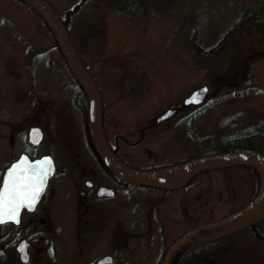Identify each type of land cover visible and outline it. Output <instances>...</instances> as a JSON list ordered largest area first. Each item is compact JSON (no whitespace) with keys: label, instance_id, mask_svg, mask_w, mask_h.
Masks as SVG:
<instances>
[{"label":"rangeland","instance_id":"rangeland-1","mask_svg":"<svg viewBox=\"0 0 264 264\" xmlns=\"http://www.w3.org/2000/svg\"><path fill=\"white\" fill-rule=\"evenodd\" d=\"M47 1L59 15L71 10L72 41L101 92L108 132L120 140L122 154L134 166L149 169L208 151L222 137L257 128L263 120V27L253 28L237 45L207 62L202 59L211 55L192 54L187 38L198 12L209 18L208 41L214 42L221 27L264 0H158L156 4L147 0L149 7L130 16L119 13L110 0ZM66 63L53 32L29 4L0 0V181L9 160L19 153L20 144L13 146L11 135L19 140L22 130L15 137L13 127H23L30 120L28 112L35 119L45 105L43 124L50 134L73 119L72 114L81 128L73 103L77 86ZM205 84L211 87L207 101L184 105V99ZM175 106L180 110L169 121L155 124L161 113ZM48 149L69 168L57 180L66 190L60 191L63 199L55 205L59 213L64 209V216H70L77 199L71 183L81 168L65 160L78 149L63 145ZM80 152L78 160L92 164L100 171L98 179H105L98 159L95 163L84 148ZM259 186L252 168L232 166L204 171L186 188L173 192L140 186L122 190L107 202L109 217L103 221L107 225L97 227L94 242L111 244L124 264L162 263L180 233L243 207ZM154 206L158 219L151 218ZM8 231L0 227V238H8ZM255 231L248 228L213 241L190 254L186 263L264 261V220ZM51 233L54 242H47L46 254H53L57 246L62 255L61 249L71 250L73 242H80L86 251L92 243V219L77 235L70 229Z\"/></svg>","mask_w":264,"mask_h":264},{"label":"water","instance_id":"water-1","mask_svg":"<svg viewBox=\"0 0 264 264\" xmlns=\"http://www.w3.org/2000/svg\"><path fill=\"white\" fill-rule=\"evenodd\" d=\"M23 1L43 17L72 73L84 89L89 99V130L93 146L102 163L114 174L135 185L176 190L185 187L194 176L206 170L239 165H251L258 170L261 177L260 189L249 203L226 217L199 225L184 233L168 248L163 264H180L181 257L194 247L264 220V155L261 153L249 149L214 153L158 170L136 168L121 160L110 146L103 129L101 93L77 53L67 26L47 0ZM209 92L208 84L197 87L184 99V105L204 103ZM178 110L179 107L166 109L157 118L156 123L172 117ZM30 136L32 141L38 144L42 140L43 131L40 127H34ZM56 172L58 168L51 154L32 159L23 153L7 167L0 188V223H18L23 209H34L46 192L50 178ZM100 193L109 194L110 190L103 188ZM22 256L28 259L29 253L24 251ZM112 259L113 256H106L99 264L110 262Z\"/></svg>","mask_w":264,"mask_h":264},{"label":"flooded vegetation","instance_id":"flooded-vegetation-1","mask_svg":"<svg viewBox=\"0 0 264 264\" xmlns=\"http://www.w3.org/2000/svg\"><path fill=\"white\" fill-rule=\"evenodd\" d=\"M68 66V65H67ZM69 68V66H68ZM69 71L71 72L70 68ZM72 74V72H71ZM73 75V74H72ZM77 90L74 91L73 94V103L74 106L78 110V115L82 120V125L80 128L78 118H76L73 114L71 115L73 119L70 120V117L64 121V123L59 127L55 128L54 132H48L47 128H45L43 124L44 114L43 111L46 109V106H42L40 109V114L35 115L37 118L33 119V112L27 113L30 117V120L25 122L23 127H13V132L15 137L19 135L18 133L22 130L21 134L22 137L18 140L17 138L13 139L11 135V144L15 146L19 142L20 148L19 153L16 156L11 158L8 164L2 171L1 181H0V188L3 183V177L5 170L9 167L13 162H15L23 153L28 154L32 159L41 157L45 154H51L54 157V161L56 167L58 168V172L53 175L48 183L47 190L40 199L39 203L36 205L34 209H23L20 217V221L17 222H7V223H0V227L8 228V238H0V264H99V261L106 257V256H113V259L110 262H104L102 264H124V262L118 260V254L116 250L112 249V245L108 244L106 246H102L95 241L97 235V227L101 225H107L104 221L106 215L109 217V209L107 206V202L109 200H113L118 198L120 191L125 189H134L135 187H139L140 185H135L132 183L127 182L126 180L120 178L112 171H110L98 158L97 152L93 146L92 138L89 131V123L87 120V111H88V104L86 95L79 85L78 81L73 76ZM72 103V106H73ZM67 108L68 106L65 105ZM53 108L56 109V104H53ZM67 110V109H66ZM170 119L163 120L159 123V125L163 122L169 121ZM34 127H40L43 131V137L40 143L35 144L30 136V132ZM103 128L107 140L116 153V155L123 160L125 163L134 166L135 164L131 163L127 160V158L121 152L120 140H114L108 132L107 129V122L105 119V114L103 110ZM155 128H160L158 125ZM187 134H190V130L187 129ZM144 134V133H142ZM49 145H55L57 148L70 147L78 149L76 155H72V157L68 156L65 161H67L69 165H80V170L78 176H76V180H72V185L74 187L73 193L76 196L75 206L72 208V214L70 216H64V209L61 213L58 212L57 208L59 205H55V202L58 200L62 201L63 198H60V191L66 190L65 185L63 182H57V180L61 177H64L67 170L66 164L62 165L61 163L64 160L57 158V156L52 152L53 150L48 149ZM86 149L90 156L95 159V163H97L96 158L98 159V164L106 176L105 179H98L97 175L100 177V171L95 170L92 164H85L84 161L78 160L80 156V151L82 149ZM60 152V151H59ZM219 152H209L206 155L214 154ZM16 154V153H15ZM14 154V155H15ZM97 156V157H96ZM205 156V155H203ZM60 157V156H59ZM74 157V158H73ZM201 157L198 156V152L193 156H188L183 159H179L175 162H170L169 164H163L159 167H167L173 164L180 165L184 162L192 160L194 158ZM92 160V159H91ZM179 163V164H178ZM154 168V167H153ZM194 179L196 177H193ZM191 179L192 181L194 179ZM190 181L188 185L192 182ZM188 185L181 189L186 188ZM148 189L154 190H161L155 189L151 187L140 186ZM109 189V194H101V190ZM132 189V190H133ZM177 190H162L165 192H173ZM68 192V191H67ZM124 192V191H123ZM67 203L66 197L63 201ZM157 209H159L157 204ZM238 210V209H236ZM234 210L233 212H235ZM109 211V212H108ZM230 212L229 214L233 213ZM228 214V215H229ZM158 210H155V206L153 207V215L152 219L159 218ZM92 219V243H86L88 246L87 250L81 247L80 242H73L72 249L68 250L63 247L62 255H59L60 252L57 246L54 247V253L46 254L47 252V242H54L52 239V233L54 231H59L60 234H64L66 231L70 229V232H74L76 235L82 230V227H86L87 224ZM73 221H78L75 225ZM213 221V220H211ZM210 222V221H207ZM204 222V223H207ZM202 223V224H204ZM82 224H84L82 226ZM199 224V225H202ZM193 226L190 229L180 233L178 237L186 233L187 231L199 226ZM74 228H73V227ZM82 226V227H81ZM256 226L252 227V230H256ZM256 232V231H255ZM257 236L263 238L261 234L256 233ZM178 237L176 239H178ZM175 239V240H176ZM225 239V238H224ZM174 240V241H175ZM222 240V239H218ZM173 241V242H174ZM214 241V240H213ZM210 241V242H213ZM216 241V240H215ZM4 242V244L2 243ZM9 242V243H8ZM76 248H78L76 250ZM76 250V251H75ZM27 251L29 253L28 259L26 256L23 257L22 253ZM64 253L66 255H64ZM70 254V257L68 255ZM78 256L81 259H77ZM1 258H3L1 260ZM264 262V261H259ZM253 263V262H250ZM160 264V263H159Z\"/></svg>","mask_w":264,"mask_h":264},{"label":"trees","instance_id":"trees-1","mask_svg":"<svg viewBox=\"0 0 264 264\" xmlns=\"http://www.w3.org/2000/svg\"><path fill=\"white\" fill-rule=\"evenodd\" d=\"M110 1L113 4V6L119 11V13L126 16H130L134 13H139L140 11H142V9H146L147 6L149 7V5L147 4V0H110ZM149 1H152L153 4H156L158 0H149ZM71 15H72L71 10L67 11L65 16L60 15L63 22L67 26L68 30H69V20ZM258 26H261L264 29L263 3L255 4L250 9L243 10V12L240 13V15L236 20L230 21L229 23L221 27L218 33L215 34L216 35L215 41L210 42L208 41V39H210L211 36L208 34V29L210 27L209 18L207 16L206 17L203 16L201 12H198L194 14L193 19L191 21V27L187 38V46L189 51L197 57H201V55L203 56L211 55L206 58L202 57L203 62H207L209 61L210 57H214V59H216L219 57V55L227 51L231 46L237 45L243 39V37L249 33L250 30ZM86 101L88 104V100ZM205 107H207V105H205L203 108ZM88 113L89 111H87V114ZM87 120H88V116H87ZM244 149H250L264 155V118L259 124V126H257V128L246 130L243 133L224 136L221 138L220 141H218V144H216L215 148L209 149L208 151L206 149L203 151H198V156L206 155L209 152L220 153V152H228V151L244 150ZM249 167L256 172L260 184V174L258 170L254 166L250 165ZM253 226L254 225L248 228H252ZM224 237L225 236L219 237L217 239H214V241L218 239H222ZM212 243L213 242L210 241L205 242L189 250L181 257L180 264H187L186 258L190 254L195 253L198 250L206 246H209Z\"/></svg>","mask_w":264,"mask_h":264},{"label":"bare ground","instance_id":"bare-ground-1","mask_svg":"<svg viewBox=\"0 0 264 264\" xmlns=\"http://www.w3.org/2000/svg\"><path fill=\"white\" fill-rule=\"evenodd\" d=\"M23 1V0H22ZM23 2H25V1H23ZM26 3V2H25ZM64 58H65V56H64ZM65 60H66V58H65ZM66 62H67V60H66ZM67 65H68V62L66 63ZM84 64V63H83ZM69 66V65H68ZM84 66H85V64H84ZM86 67V66H85ZM70 68V67H69Z\"/></svg>","mask_w":264,"mask_h":264}]
</instances>
